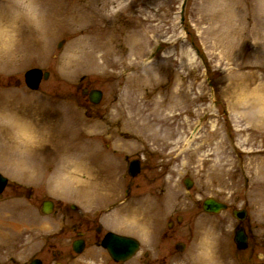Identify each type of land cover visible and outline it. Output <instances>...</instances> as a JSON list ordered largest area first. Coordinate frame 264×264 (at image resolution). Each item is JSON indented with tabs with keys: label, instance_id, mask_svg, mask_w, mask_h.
Segmentation results:
<instances>
[{
	"label": "rangeland",
	"instance_id": "1",
	"mask_svg": "<svg viewBox=\"0 0 264 264\" xmlns=\"http://www.w3.org/2000/svg\"><path fill=\"white\" fill-rule=\"evenodd\" d=\"M183 2L45 0L50 27L40 36L28 25L13 34L0 0V113L12 118L0 122V172L9 178L0 198V264L35 256L45 264H104L102 248L73 253L72 226L86 203L100 213L125 199L130 176L114 150L145 163L124 208L136 205V222L104 216L142 241L124 264H201L193 257L203 248L212 249L214 264H229L232 254L234 264L264 261V0H187L182 20ZM33 67L51 73L37 91L24 78ZM87 85L103 91L99 104L82 96ZM133 103L146 114L158 105L163 115L140 131L129 121ZM18 111L21 125L12 117ZM21 160L24 173L15 166ZM113 169L110 186L102 177ZM207 197L228 209L205 212ZM45 199L57 203L50 215L41 210ZM244 207L251 247L241 253L232 210ZM160 225L169 239L157 233ZM179 241L183 252L174 247Z\"/></svg>",
	"mask_w": 264,
	"mask_h": 264
},
{
	"label": "water",
	"instance_id": "2",
	"mask_svg": "<svg viewBox=\"0 0 264 264\" xmlns=\"http://www.w3.org/2000/svg\"><path fill=\"white\" fill-rule=\"evenodd\" d=\"M186 2L184 3L185 6ZM50 76L49 72H44L40 68H32L29 69L25 73V79L28 87L32 89H38L43 78L48 79ZM90 98L93 102L98 103L101 101L103 92L99 89L91 90ZM132 167H136L135 171H131L132 175H136L139 170V164H134ZM187 187L190 188L192 186V182L187 179L186 181ZM8 183L7 177L3 176L0 173V197L2 196V192L4 191L6 185ZM204 209L209 212H220L223 209L227 208V204L216 200L215 198H208L204 201ZM43 211L44 213H51L53 211V202L48 201L43 204ZM234 215L237 216L241 221H244L247 218L248 211L247 209H234ZM236 243L240 248H245L248 246V236L245 232L244 228H240L237 231L235 237ZM103 246L106 247L110 254L114 257L117 261H125L132 257L135 252L138 250L140 244L139 241L135 238L115 234L110 232L107 234L106 238L103 241ZM74 248L77 252H81L84 248V243L82 241H76L74 243ZM31 264H42V261L39 259L34 260Z\"/></svg>",
	"mask_w": 264,
	"mask_h": 264
},
{
	"label": "flooded vegetation",
	"instance_id": "3",
	"mask_svg": "<svg viewBox=\"0 0 264 264\" xmlns=\"http://www.w3.org/2000/svg\"><path fill=\"white\" fill-rule=\"evenodd\" d=\"M84 88L81 89V93H82V96L85 99H87V94L83 93ZM112 153L114 155L113 158L115 161H117L118 165H121V166L124 165V168H125L124 174H129L130 165L133 160L141 159V156L139 155L134 154L133 156H131L128 153L119 152L118 150H114ZM141 165H142V170H143L145 163L142 159H141ZM141 173H139L135 177L130 176V179L128 181H125L126 190L128 191V194L130 193V189L133 188L134 180L138 178V176H140ZM103 178H107L109 181H114L113 174H104L102 179ZM111 185H114V184L112 183ZM139 185L140 184L137 183V186ZM103 215H104L103 213L97 214V213L91 212L90 210H87V215L84 216L82 219H80L78 221V224L77 222H75L72 226V231L77 234V237L74 239V241L79 238H82L85 240L87 247H90V246L101 247L102 240L105 237L107 232L109 231L118 232L115 228L107 224L105 217ZM249 237L251 239L250 233H249ZM162 238L169 239L170 233L168 231H164L162 233ZM158 249L162 250V246L158 247ZM55 254L57 255V257H59L62 254V251L58 250V252H56ZM148 256H149V252H145L144 257L148 258ZM105 264H122V262H116L110 255L106 254ZM140 264H144V263H140ZM154 264H163V263L156 262Z\"/></svg>",
	"mask_w": 264,
	"mask_h": 264
},
{
	"label": "bare ground",
	"instance_id": "4",
	"mask_svg": "<svg viewBox=\"0 0 264 264\" xmlns=\"http://www.w3.org/2000/svg\"><path fill=\"white\" fill-rule=\"evenodd\" d=\"M1 1L4 4V6L7 7V10H9L8 14H6V18H7L6 23L8 24L9 29L11 31H13V34H14L18 30L22 29L23 25L25 27L26 24L23 21H18L16 23L13 22L12 6L16 3V0H1ZM42 2H45V0H39V3L42 4ZM44 14H45V20H46V25H45V32H46L49 29L48 27H50V22H49V18L47 17L46 13H44ZM20 22H22V23L20 25H18ZM77 22L81 23L82 18H78ZM4 40H6V46L9 49L12 46L13 41H14L13 36H7L6 38L4 37ZM2 46L5 47V45H2ZM154 102H156V101L154 100L153 103ZM131 108L133 110V113H131V117H130L129 121L131 122L132 127H136L140 131H144V129L147 130L148 127H151L152 124L150 123L149 118H151L152 115L155 118H158L161 115H163V110L158 105L154 106L153 110L151 112H149V114H146L145 108L138 107L136 103H133ZM5 113H6V111L1 112L0 116H3V114H5ZM12 117L18 122V125H21L22 120H23L22 119L23 118L22 112L18 111L16 113H14V115ZM153 131H154V129H153ZM192 142L193 141L188 143V145L184 151H186V152L189 151V149L191 148ZM21 144H22V142L17 140L15 149L18 150V148H21ZM23 165H24L23 160H21V162H18V164H15V166L20 171H22V173H24L23 171H25L24 170L25 167ZM70 170H72V169H70ZM12 224L17 225V223H12Z\"/></svg>",
	"mask_w": 264,
	"mask_h": 264
},
{
	"label": "clouds",
	"instance_id": "5",
	"mask_svg": "<svg viewBox=\"0 0 264 264\" xmlns=\"http://www.w3.org/2000/svg\"><path fill=\"white\" fill-rule=\"evenodd\" d=\"M13 22L23 21L26 25L35 30L37 34L43 36L45 31V14L39 4V0H16L12 6ZM0 122L5 125L12 123V118L7 114L0 117ZM31 139L38 140L39 132L33 130ZM194 261L201 264H214V256L211 248L199 249L193 257Z\"/></svg>",
	"mask_w": 264,
	"mask_h": 264
}]
</instances>
